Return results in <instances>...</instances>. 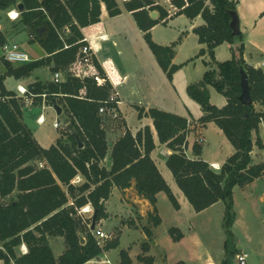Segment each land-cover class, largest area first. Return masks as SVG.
<instances>
[{
  "label": "trees",
  "instance_id": "obj_1",
  "mask_svg": "<svg viewBox=\"0 0 264 264\" xmlns=\"http://www.w3.org/2000/svg\"><path fill=\"white\" fill-rule=\"evenodd\" d=\"M167 1L178 10L175 15H184L192 21L201 17L205 22L196 27L194 33L200 44L206 45L199 57L209 55L211 60L205 63L209 69L203 79L190 85L187 91L203 109L204 116L198 124L205 127L208 123H215L235 153L220 171H215L200 158L203 147L199 143L193 147L198 159L187 157L184 148L192 132L188 118L157 108L136 109L139 118L145 116L153 120L160 143L174 151L167 158V166L194 210L201 213L219 202L224 203L227 238L221 264H236L239 249L233 233L237 219L234 189H245L264 177V161L254 164L252 156L255 146L264 149L259 134L264 111L256 109V106L264 107V70L246 64L243 33L233 36L230 23L232 13L237 12L234 0ZM101 4L106 5L111 17L122 14L116 0H0L1 11L24 6L21 22L32 30V42L38 43L47 53L43 59L19 66L5 61L6 73L0 76V262L3 264H87L104 252L117 249V239L101 247L89 226L82 225L78 215V210L91 205L93 222L98 224L108 219L106 203L115 188L124 192L135 183L138 194L153 207L148 220L154 228L162 223L157 208L158 194L165 193L174 207L180 209L151 157L156 149L151 128L146 127L133 136L123 120L119 124L116 119L99 114L102 102L110 98L113 86L111 83L100 85L94 78L106 77L109 72L115 84L122 82L111 63H107L104 70L94 59L84 80L69 76L61 84L37 82L28 88L36 95L48 94V104L62 108L61 116L69 124L67 132L61 133L56 144L48 149L38 143L25 123L24 100L5 86L7 77L24 79L44 67H50L54 73L74 67L78 75L76 58L86 45L82 30L101 22ZM126 9L133 13L158 64L172 81L182 67L173 65L177 43L170 47L160 46L151 34L155 26L166 23L172 16L151 0L126 2ZM153 12H158L159 18L153 19ZM66 28L71 37L62 36ZM0 43H5L1 35ZM226 43H240V46L233 50L231 60L217 62L215 50ZM243 69L249 78L251 106H243L239 99ZM210 87L227 99L225 107L219 108L211 103ZM112 128L124 129L115 142L108 136ZM110 157L112 166L108 168ZM40 163H45V167L41 168ZM79 174L85 178V183L75 186L72 181ZM5 201L9 205H4ZM144 231L152 241L153 231L149 228ZM170 233L176 241L183 238L178 228L171 229ZM59 237L64 239L67 249L56 258L50 239ZM81 238L85 239L84 244ZM23 245L27 247L26 254L19 253ZM143 245L146 247L147 244ZM120 255L121 264H132L127 252L122 251ZM139 260L145 264L154 263L153 258L139 257Z\"/></svg>",
  "mask_w": 264,
  "mask_h": 264
},
{
  "label": "crops",
  "instance_id": "obj_2",
  "mask_svg": "<svg viewBox=\"0 0 264 264\" xmlns=\"http://www.w3.org/2000/svg\"><path fill=\"white\" fill-rule=\"evenodd\" d=\"M156 2L158 5L163 7L172 17L166 20V23L161 22L157 26H155L151 30L152 38L155 43L163 47H170L174 43H177V47L175 49V57L173 59V65L182 66L173 76V80L170 81L167 77V74L160 67L157 62V59L153 52L151 51L148 44H146L145 34L140 30L133 13L129 12L126 9V2L123 0H116L118 3L122 14L118 17H111L108 13L107 7L105 4H101V22L97 25L90 26L82 30L85 38L90 41V44L93 45L95 50V58L99 61V63L103 66L104 70H106V64L111 63L113 69L121 77L122 83L118 86V92L120 93V98L123 100V104L119 108V117L121 120L127 124L128 130L131 131L133 136H136L138 132L144 130L146 127H150L153 133L154 141L156 144V149L152 152L151 157L156 163L160 173L170 186L173 194L175 195L180 209L177 210L175 208V212L177 216H179L180 223L178 228L180 229L182 224H186L184 218L186 220L193 219L198 215H202L206 212L211 211L222 202H219L212 206L211 208L197 213L192 205L189 203L188 199L184 195V193L179 188L173 173L167 166V158L171 156L174 151L170 149L166 144H161L158 138V134L154 127V122L149 117L139 118V113L136 108H146L149 110L150 108H157L160 110H164L170 113H174L176 115L188 118L191 123V133L188 136V144L184 148L185 153L190 159H198L194 155L193 147L196 143L198 136H201L202 141L205 143L204 132L209 129H215L218 134L223 133L220 128L215 123H208L205 127H201L198 124V121L204 116V112H202L200 116L195 117L192 115L188 105L184 103L187 100L188 96V87L192 84L200 82L204 74L208 71L209 67L205 65V63L210 62L209 55L199 57V53L202 49H206V45H202L199 42V37L194 33V29L196 27L202 26L205 24L201 17L196 18L195 20H190L184 15L177 16L175 15L178 10L167 0H151ZM237 3V13L240 18L241 23V32L244 35V43H245V53L244 59L247 65L254 67L256 69L260 68L259 66L264 63V18H262V14L264 13V0H234ZM3 12V11H1ZM158 13V12H157ZM159 18V13L157 15ZM155 18V19H157ZM65 33L66 38L71 37L70 31L66 28L62 31V35ZM0 35L3 37L5 43L2 45L0 43L1 54L2 56L3 47L5 45L10 44H19L23 51L30 56L31 62L35 60H40L47 57V53L44 49L37 44L26 46L25 42L28 43L25 38L26 34L14 38L11 33H8V29L3 26H0ZM105 37L103 40L100 37ZM13 37V38H12ZM27 37V36H26ZM23 39L21 42L19 39ZM11 41V42H10ZM19 41V42H16ZM37 47L39 48L40 54L33 55L35 58H32L31 53L32 50L29 47ZM240 46V43H236L234 45L231 44H223L219 46L215 50V56L217 62H226L228 59L233 58V50H237ZM29 48V49H28ZM40 49L42 51H40ZM223 49V52H221ZM31 50V53L29 52ZM35 54V53H34ZM222 56V57H221ZM223 58V59H222ZM15 66H19L13 64ZM49 68L50 67H44ZM44 68L36 70L30 77L24 79H16L14 77H7L5 79V86L9 91L17 92L19 86H23L29 88L31 85L42 81V78L45 77L46 70ZM1 69V67H0ZM264 70V69H263ZM2 71V70H1ZM63 71V70H62ZM62 71H59L61 73ZM52 72V71H51ZM69 76L73 77L71 70L67 71ZM5 72H0V76L4 75ZM43 73V75H41ZM109 73V72H108ZM54 72L52 76V82L54 83ZM62 74V73H61ZM110 74V73H109ZM45 75V76H44ZM112 76V74H110ZM62 79V83L66 82L67 78ZM181 77H183L181 79ZM180 90V91H179ZM213 87H210V95H211V103L219 108H223L227 105V99L221 94H215L213 92ZM187 92V94H186ZM184 97L182 99L181 97ZM183 100V102H182ZM189 101V100H187ZM215 101V102H214ZM190 105H193L190 102ZM35 108V107H34ZM36 109V108H35ZM256 109H264V107L256 106ZM263 112V111H262ZM34 113V110L31 112ZM30 113L24 110V120L28 125L30 130L32 131L35 139L38 143L45 149L50 148L55 145L57 140L60 138V134L56 137H53L50 141L44 143L42 139H40L37 135L36 128H32L29 119ZM136 118V125H132L130 119ZM36 125L37 122L35 120ZM264 124H261L263 126ZM41 127L40 125H38ZM216 126V127H215ZM260 126V128H261ZM123 132L119 131L115 128H112L108 131L109 139L113 142L117 141ZM193 135H196L197 139L194 143L190 144L191 138ZM256 138V136H254ZM223 146L227 150V153H215V159L208 158L206 156L207 148L202 145L203 152L200 158L211 165L218 166L219 170L223 167L226 161L235 153V149L230 145L226 140L223 139ZM200 144V143H199ZM256 152L255 150L252 153L254 164H258L260 162H256L255 160ZM264 180V177L256 180L257 181ZM246 187L245 189H251L252 185ZM252 191V190H250ZM235 194V193H234ZM118 195L124 208V214L116 215L118 216L117 220L119 221L118 227L120 228V235L117 240H119V247L121 245V235L131 232L141 234V243L142 245L147 244L146 247H154L159 245L158 239H156L154 231L158 229L150 226V222L148 220V214L153 212V207L151 204L144 199L143 196H140L135 189V183H133L132 187L125 190L124 192L115 188L113 190L112 197ZM165 193L158 194V215L161 217L160 211V200H165ZM251 195V194H250ZM111 197V198H112ZM110 198V200H111ZM110 200L106 203L107 213L109 215L108 219H104L96 224V227H101V225L112 221L114 219V215L109 212L108 206ZM264 201V192L262 194V202ZM237 214L236 222L233 226V231L236 234V228L239 222V214ZM126 215V216H125ZM140 215V216H139ZM139 216V217H138ZM138 217V218H137ZM147 218L148 226H144L143 232L139 230V224L135 222L137 219H145ZM188 224V222H187ZM186 224V225H187ZM121 227H120V226ZM145 228H149L153 231V239L152 241L146 236ZM101 229V228H99ZM104 231L103 229H101ZM105 232V231H104ZM106 233V232H105ZM111 233V232H110ZM109 234V233H107ZM234 234V235H235ZM183 236H185L183 234ZM147 239V240H146ZM198 240V239H197ZM246 240H248V236L246 235ZM113 241V238L107 242ZM249 241V240H248ZM252 242V241H251ZM197 244L199 242H196ZM250 243V242H249ZM50 244L53 249V252L56 258L62 256L66 251V244L63 238H51ZM135 244V243H134ZM238 244H241L238 241ZM252 244V243H251ZM26 249L27 247L23 245ZM23 246L21 247V251L23 253ZM2 247V243L0 242V248ZM118 247V248H119ZM142 247V248H143ZM117 249L104 252L100 257L94 259L87 264H106L103 261L110 260L112 264H121V253L117 259H113L112 255L117 252ZM243 247H240L239 253H244L242 250ZM143 251V249H142ZM127 252V251H125ZM129 254V252H127ZM247 254V253H246ZM132 264H136L129 254ZM142 257L140 254L137 257ZM144 257V256H143ZM249 257V256H248ZM100 260V261H98ZM139 262V261H138ZM141 262V263H140ZM140 264L144 262L140 261ZM184 262V261H182ZM222 261L218 263L212 257L205 259L204 261H199L198 264H221ZM186 264H190L188 262H184ZM3 264V262H1ZM145 264V263H144ZM153 264H156L154 261ZM196 264V263H191Z\"/></svg>",
  "mask_w": 264,
  "mask_h": 264
},
{
  "label": "rangeland",
  "instance_id": "obj_3",
  "mask_svg": "<svg viewBox=\"0 0 264 264\" xmlns=\"http://www.w3.org/2000/svg\"><path fill=\"white\" fill-rule=\"evenodd\" d=\"M11 10L12 9L3 12H1L0 10V26H3L8 29V33H11L14 38L26 34L27 37L25 36V38H27L26 40H28V43L23 41L22 38L19 39L21 42H23L22 44H24L25 42L26 46L37 44L32 42L34 38L33 32L30 28H28L21 22V18L16 22H13L9 19L8 12H10ZM62 36L66 38L65 33H63ZM29 48L32 50V52L35 53H31V50H29L32 55V58H35L33 55L40 54L39 48H35L33 46ZM40 51L42 50L40 49ZM221 52H223V49H221ZM231 59L232 58L228 60ZM4 62L5 59L3 58L2 53V56L0 58V72L6 71V66ZM43 70H46L45 74L47 75H44L45 77H43L42 81L39 82L51 83L53 72H51L49 68H44ZM61 73L62 79H65L66 76H69V73L67 71H62ZM41 75H43V73ZM182 78L183 77H181V79ZM213 90L214 96L215 94H219L214 88ZM187 96V100L189 101L185 100L184 103L188 105V108L190 109L192 115H194L195 117L200 116L201 113H203L202 107L196 101H194L188 94ZM181 97L182 99H184L182 94ZM190 102H192L193 105H190ZM24 110L30 113L31 119L28 117L29 123L32 128L35 129L37 127V135L40 139L44 141V143L50 141L53 137H56L59 134L61 135V133L67 132L68 127L64 125H62V128H60L59 130L54 128V121L58 120L60 122H63L64 118L58 116L57 112H55L51 108L42 110L41 100H37L34 106L26 105ZM33 110L34 113H31ZM258 111L262 112L264 111V109H258ZM42 112L45 114L47 122L44 125H40L41 127H39L38 125H36L35 120ZM116 120V122H118L119 124L122 123L120 117ZM136 120V118H131V124L136 125ZM262 124H264V121L262 122ZM123 131L124 129L122 128V132ZM259 134L264 144V125L261 126ZM203 138H205V143L202 141L201 136H198L197 139L196 135H193L190 144L194 143L197 139L196 143H200L201 146H206V156L208 155V158L210 159H215V153H227V150L223 146V139L231 145L224 133H220L219 135L215 129H209L208 131L204 132ZM254 150L256 152V162L264 161V149H260L259 147L255 146ZM33 164L38 166V163ZM263 192L264 180L257 181L255 184L252 185L251 189L249 190L241 189L239 187H236L234 189L235 211L239 214V222L237 224V226L239 227L236 228V234L234 233V231L233 233L235 234L234 236L238 249H240V247H243L242 250L249 256L247 259V264H264V201L262 202ZM164 196L165 200H160L159 204L162 223L158 227V229L154 231L156 239H158L159 245L154 247L153 250H151L153 245L152 247L144 248L140 241L141 234L139 235L137 233H132L131 231L121 235V245L118 248L117 252L112 255V258L117 259L122 251H127L129 252L136 264L141 263L140 260H137V257L140 254L142 255V258L146 260L149 258H153L156 264H178L182 261H186L190 264H198L199 261H204L209 257H212L214 260H216L217 263L219 261H223L226 253L225 241L227 238L224 229V203H221L211 211L206 212L202 215H198L193 219L186 220V218H184V221H187L188 224L187 222H185L187 225L182 224L181 228L179 229L178 226L180 220H178L179 216L174 213L175 207L168 198V196L166 194ZM108 209L109 212L114 215V219L101 225V227L98 226V228H101L106 233L111 234L113 236V240H115L120 235V228L118 227L119 221L117 220L118 216L116 215L124 214L123 204L118 195L111 198ZM91 217V214L84 215L81 218L82 225L87 226L88 224L92 223L93 221L91 220ZM135 223L139 224L138 228L142 232L144 226H148L147 218L139 220L137 219ZM150 226H152L151 222ZM173 228H178L180 232L185 235L180 241H176L171 235L170 230ZM178 234L179 232L176 233V235ZM246 235L248 236L249 241L246 240ZM238 241H240L241 244H238ZM196 242L199 243L197 244ZM19 253H22L21 249H19ZM235 262L237 264L236 259Z\"/></svg>",
  "mask_w": 264,
  "mask_h": 264
},
{
  "label": "built area",
  "instance_id": "obj_4",
  "mask_svg": "<svg viewBox=\"0 0 264 264\" xmlns=\"http://www.w3.org/2000/svg\"><path fill=\"white\" fill-rule=\"evenodd\" d=\"M125 2H131L133 0H123ZM15 11L16 13H18V16L13 19L10 17V13ZM8 17L11 21L16 22L18 20H20L21 18V12L17 7H14V9H12L10 12H8ZM105 37H100V39H104ZM83 42L86 43V45H84L79 53L78 56L76 58V62L75 65L77 66V68L79 69V73L78 75L75 73V69L74 67L70 68L72 74L74 77H78L81 80H84L85 78H87V71L93 67L94 64V59L95 58V50L93 45L90 44V41H88L87 38H85L83 40ZM3 58L5 59V61L10 62L12 64H16V65H22V64H26L31 62V58L30 56L22 50L21 46L19 44H10V45H5L3 47ZM259 69H264V63L262 65L259 66ZM98 84L100 85H105L107 83H111V85L113 86V89L111 91V95L110 98L107 101L102 102V106L99 110V114L102 116H110L113 119H118L119 118V108L120 106L123 104V100L120 98V93L118 92V86L120 84H115L112 76L107 72V76L106 77H95L94 78ZM54 83L55 84H61L62 83V74L57 72L54 74ZM122 83V82H121ZM17 97L18 98H22L24 100L25 106H34L35 105V100L37 98H41V102H42V110H45L47 108H51L53 109L55 112V106H50L48 104V94H42V95H36L33 94L29 91L28 88L23 87V86H19L18 90L16 92ZM62 117V116H60ZM262 122L264 121L263 119H261ZM36 122L38 125H44L47 122V118L45 116V114L42 112L36 119ZM62 125L68 127L69 124L68 122H66L65 120H63V122H60L58 120L54 121V128L56 129H60L62 128ZM39 166L41 168L45 167V163H40ZM212 168L215 171H220L218 166L213 165ZM85 183V178L79 174L77 175L74 180L72 181V184L75 186H80L82 184ZM86 214H91V220L93 218L94 215V209L91 205H87L83 208H81L80 210H78V215L82 218L84 215ZM89 228L91 229L92 227V223L88 224ZM92 234L93 236L97 239L99 245L101 247H103L105 245V243L107 241H109L110 239L113 238V236L111 234H107L104 231H102L101 229H99L98 227H96L94 230H92ZM28 252V250L23 246V254H26ZM247 259H248V254L246 253H239V255H237L236 260H237V264H247ZM99 261V260H98ZM103 263L106 264H112L110 260H106L103 261ZM1 264V262H0Z\"/></svg>",
  "mask_w": 264,
  "mask_h": 264
},
{
  "label": "water",
  "instance_id": "obj_5",
  "mask_svg": "<svg viewBox=\"0 0 264 264\" xmlns=\"http://www.w3.org/2000/svg\"><path fill=\"white\" fill-rule=\"evenodd\" d=\"M18 9L20 10V12L24 11V6L23 5H19ZM158 13L157 12H153L151 14V17L153 19L157 18ZM231 29L233 31V36H239L242 32H241V23H240V18L237 12H233L232 13V21L230 23ZM241 88H242V93L240 96V101L243 104V106H251L253 105V98L251 95V88H250V84H249V78L248 75L246 74L245 70L243 69L241 71ZM55 110L58 114V116L62 115V108L55 106ZM82 147V144H81ZM112 166V157H110L107 160V167L110 168ZM4 205H9V202H3ZM96 228V221L93 222L91 229L94 230ZM81 243L84 244L85 243V239L81 238Z\"/></svg>",
  "mask_w": 264,
  "mask_h": 264
},
{
  "label": "clouds",
  "instance_id": "obj_6",
  "mask_svg": "<svg viewBox=\"0 0 264 264\" xmlns=\"http://www.w3.org/2000/svg\"><path fill=\"white\" fill-rule=\"evenodd\" d=\"M9 15H10L11 18L15 19L18 16V13H16L15 11H13Z\"/></svg>",
  "mask_w": 264,
  "mask_h": 264
}]
</instances>
